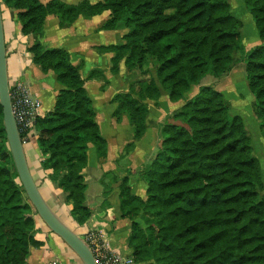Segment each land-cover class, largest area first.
Returning <instances> with one entry per match:
<instances>
[{"label": "trees", "instance_id": "1", "mask_svg": "<svg viewBox=\"0 0 264 264\" xmlns=\"http://www.w3.org/2000/svg\"><path fill=\"white\" fill-rule=\"evenodd\" d=\"M16 10L23 34L43 31L47 15L59 25L81 13L109 10L100 26L122 23L129 32L121 44L98 47L111 51L110 71L140 70L151 56L156 77L135 80L127 93L117 94L112 116L127 115L133 138L145 132L148 108L160 88L170 101L183 99L171 118L180 123L161 125V141L153 158L137 171L145 182V198L131 193L127 176L119 183L121 217L130 221L128 244L132 259L143 264H264V195L258 159L238 115H231L220 91L201 85L206 75L221 77L242 56L252 108L264 136V0H244L260 42L244 48L242 21L230 12L228 0H98L68 5L60 0H0ZM85 14V15H86ZM32 60L43 72L52 71L62 86L52 108L35 119L40 165L65 192L70 216L83 224L91 215L85 204L88 145L106 157L107 142L95 119L79 65L61 47L29 46ZM96 72V71H92ZM91 72V73H92ZM136 83V84H135ZM136 85L134 88L133 85ZM192 86L198 91L185 99ZM120 102V105L118 104ZM122 104V106H121ZM132 142L127 146H131ZM33 206L18 179L8 148L0 105V264H25L33 236ZM37 214V213H36ZM143 221V225L136 220Z\"/></svg>", "mask_w": 264, "mask_h": 264}, {"label": "crops", "instance_id": "2", "mask_svg": "<svg viewBox=\"0 0 264 264\" xmlns=\"http://www.w3.org/2000/svg\"><path fill=\"white\" fill-rule=\"evenodd\" d=\"M39 1L46 3L50 0ZM60 1L65 3L81 1L95 3L98 0ZM4 7V9L1 7V12L9 85L17 80L29 84L39 100V116H43L52 108L56 93L62 86L57 82L52 71L43 72L40 66L33 62L32 54L27 48L32 44L41 43L45 47H61L66 49L69 61L74 65H79V72L84 79V86L93 102L95 119L99 125L101 135L107 142L106 160L101 164L102 166L95 158L93 146L91 144L88 146L87 165L83 169L82 174L86 183L85 204L91 210V215L87 221L79 225L70 216L66 205L58 202L59 200L57 201L55 196L52 195L54 189L51 186L54 187L53 185L55 184L51 183L50 180H47V183L42 186L38 183L39 178L47 176L50 170L41 168V155L37 146L38 134L36 130L32 132L30 140L23 144V146L30 172L41 195L53 212L81 237H84V234L92 228L103 229L110 249L132 258V247L128 244L130 221L127 218L121 217L120 212V180L111 181L109 178L128 169V173L132 174H130L131 177L129 176L131 193L145 198L146 184L141 179L135 178L133 174H135V169L144 166L153 158L160 144L161 135L158 131L156 133L153 131L155 128L154 123L150 122L151 115L156 116L157 121H155V126L158 125L160 128L161 125L157 124V122H160L162 113L163 118H165L180 107L184 100L181 99L175 102L166 100L165 94L162 92L156 103L153 101L154 105L148 106L149 111L145 120V132L139 139L133 138V131L127 117H123L118 121L112 116L114 105L110 115L107 113V125L104 126L101 121H98L100 107H95V99L97 97H94L87 87L88 83L94 80V77H90L89 75L92 71L101 69L104 75L107 76V71L110 72L111 53H102L98 47L111 43L121 44L126 29L122 28L120 23L116 28L111 30L99 29V26L109 18V11L103 10L90 16L79 15L72 23L65 26L59 25V17L57 15L49 14L44 20L42 33L23 34L21 32V24L16 17L17 11L7 6ZM234 67L226 75L218 79L215 87L210 83L204 84L202 80L201 85L212 86L223 94L225 100L230 105L234 103L238 106L239 103L240 105L244 103L240 100L241 94L238 93L237 95L236 80L238 77H236ZM121 68L123 69L124 67L121 65ZM134 72V70L128 71L129 74ZM244 77L242 70V78ZM197 91L198 86H192L186 93L185 99L190 98ZM230 95H233L234 98L232 97L229 100ZM250 97L252 98V96ZM161 102L163 103L161 104ZM107 103L109 102L107 101ZM246 104L247 101L245 100ZM105 128L107 130L106 133L103 132ZM128 142H132L133 146L127 152L122 153L123 147ZM113 145L117 146L114 153L112 151ZM103 173H107L106 180L101 179ZM52 196L55 200L51 199ZM33 236L39 241V244L30 246L25 264H51L52 261H56L59 264H82L68 245L58 235L53 233L44 222L35 220ZM131 264L143 263L133 261Z\"/></svg>", "mask_w": 264, "mask_h": 264}, {"label": "rangeland", "instance_id": "3", "mask_svg": "<svg viewBox=\"0 0 264 264\" xmlns=\"http://www.w3.org/2000/svg\"><path fill=\"white\" fill-rule=\"evenodd\" d=\"M81 2H76V3H65V2H63V3L68 4V5H78ZM228 2H229V5H230L231 14L234 17H236V18H238V19H240L242 21L241 35H242L244 48L245 49L251 48L254 45L258 44L260 42V40L258 38L257 30H256V27H255L254 21L252 20V17H251V15L249 13V10H248L246 4L244 3V0H228ZM90 4H93V3H90ZM2 7H3V9L5 8L4 5H2ZM104 11H109V10H104ZM85 14L81 13L80 15H85ZM109 15H110V12H109ZM86 16H90V15L86 14ZM120 24L122 25V28L126 29L124 35L127 34L129 32V29L126 28L122 23H120ZM100 26H99V29H102ZM104 30H111V29H104ZM111 44H113V43H111ZM109 45L110 44L100 45L99 47H101V46L105 47V46H109ZM99 51H100V49H99ZM100 52H102V53H111V56H110V67H111V57L113 56V52L105 51V50L104 51H100ZM234 57L236 59V63L234 65L235 66L234 67L235 68V74H236V77H238V79L236 80L237 81V95H238V93L241 94L242 97H241L240 100H242V103H244V104L240 105V103H239L238 106H237L234 103H231V105L229 104V102H227V103H228L230 114L231 115L240 116L242 121H243L244 128H245V130L247 132V135L249 136V139H250V142H251L252 153L259 161V165H260V169H261V176H262V181H263V188H262L261 194L264 195V136L260 132L259 121H258V119L255 117V115L253 113V108H252L253 96L251 95V93L249 92V90L247 88V82L245 80V77L242 78V70H243V73H244V64H243V62H241L242 56L239 53H237V54H234ZM121 65H122V67H124L123 69L121 68ZM157 66L158 65H157V62L155 61V59L152 58L151 56H147L144 59V61L142 62L141 69L140 70L135 69L134 70L135 72L132 73V74L131 73L129 74L128 71H126V68L124 66L123 61L119 62V66H118L119 69H118L117 73H113L111 71L110 72L107 71V76H106V75H104V73H103V71L101 69H99L96 72L90 73L89 76L90 77H94V80H93V82H89L87 87L90 90L91 94H93L94 97L95 96L97 97L95 99V102H96L95 107L96 108L100 107V110H99L100 112L98 114V119H99L98 121H101L104 126L107 125V123H106L107 113H109L108 115H110L113 105H114V108H113V110H114L115 107L117 106V102L119 101V100L118 101L116 100V101L113 102L112 101V97L114 95H117V94L121 95L123 93L124 94L127 93L128 92V88L130 87L129 86L130 83H132V82H134L135 80H138V79L146 81V82H148L151 79H153L157 83L158 82L157 77H156V68H157ZM120 68H121V70H120ZM119 71H121V72H119ZM54 76H55V74H54ZM219 78L220 77H214V76L208 74L202 79V82L204 84L205 83H208V84L210 83L212 86L215 87L216 86L215 83L218 81ZM25 84L33 92L31 86H29V84H27V83H25ZM135 84L133 85L134 88L136 87ZM162 92L165 94L164 95L165 99L169 100L167 92L165 90H163L162 88H160V94ZM233 95H230L228 99L230 100L232 97L234 98ZM249 95L252 96V98ZM35 96L37 97L36 94H35ZM37 99H38V97H37ZM245 100L247 101L246 105H245ZM107 101L109 103H107ZM156 101H154V102L156 103ZM143 102L146 103L147 108H148V106H153L154 105L153 104L154 103L153 100L146 99ZM162 103L163 102H161V104ZM118 104L120 105V102ZM121 106H122V104H121ZM178 108L175 109L172 113H174L176 110H178ZM172 113L167 115L165 118H163V113H162V115L160 117L161 120H160V122H157V124L162 125L165 122L180 123L178 120H174V119L171 118ZM123 117H127V115H125L123 113L121 115L120 120ZM155 118H156V116L152 114L151 118H150V122L154 123V128L155 129H153V131L155 133L157 131H158V133H160L161 126H160V128H159L158 125L155 126V121H157V118L156 119ZM120 120H118V121H120ZM103 132H105V133L107 132L106 128L103 129ZM128 143H130V142H128ZM127 144L125 145V147H123L122 153L127 152L133 146V144L131 146H127ZM91 145L93 146V144H91ZM113 146L114 147L112 148L113 149L112 151L114 153L115 150L117 149V146L116 145H113ZM93 148H94V146H93ZM94 151H95V158L97 159L98 163L100 165L103 164L105 162V160H106V157L101 160L99 157H97L95 148H94ZM106 155H107V152H106ZM137 171H138V169H135V174H133V176L138 179ZM130 174L131 173H128V169H126L125 171H122V173H118L116 175L111 176L112 178H109V180L118 181V180H121L122 178L127 176V184L129 185V183H130L129 176L131 177V175H132V174L131 175ZM106 176H107V173H103L101 179L102 178L105 179ZM47 180H50L48 178V175L39 178L38 183L40 184V186H42L43 184L47 183ZM50 182L53 183L51 180H50ZM54 184L55 185L52 184L54 187L51 186V188L54 189L53 190L54 192H53L52 195L55 196L57 201L59 200L58 202L64 203V205H66V209H67V211H69V214H70L71 205L68 202L67 203L69 205L66 203L67 200H66L65 192H63L62 189H60L57 186L56 183H54ZM53 196L51 197V199L55 200ZM32 211H33L34 219L36 221L37 220L42 221L39 218V216L36 214V211H35L34 207L32 208ZM57 214H59V213H57ZM139 218L140 217H137L136 220L139 221V223L144 226L143 221L140 220Z\"/></svg>", "mask_w": 264, "mask_h": 264}, {"label": "water", "instance_id": "4", "mask_svg": "<svg viewBox=\"0 0 264 264\" xmlns=\"http://www.w3.org/2000/svg\"><path fill=\"white\" fill-rule=\"evenodd\" d=\"M0 105L3 114V126L18 179L26 197L34 207L39 218L77 255L82 264H96L94 255L83 238L63 222L49 207L32 177L24 146L12 113L7 75L6 48L0 3Z\"/></svg>", "mask_w": 264, "mask_h": 264}, {"label": "built area", "instance_id": "5", "mask_svg": "<svg viewBox=\"0 0 264 264\" xmlns=\"http://www.w3.org/2000/svg\"><path fill=\"white\" fill-rule=\"evenodd\" d=\"M9 95L21 141L25 144L35 131V119L39 116V100L29 87L19 80L9 85ZM82 238L91 249L96 264H131L133 262L131 257L110 249L103 229L92 228ZM51 264L59 263L52 261Z\"/></svg>", "mask_w": 264, "mask_h": 264}, {"label": "bare ground", "instance_id": "6", "mask_svg": "<svg viewBox=\"0 0 264 264\" xmlns=\"http://www.w3.org/2000/svg\"><path fill=\"white\" fill-rule=\"evenodd\" d=\"M55 211V210H54ZM56 212V211H55ZM57 213V212H56Z\"/></svg>", "mask_w": 264, "mask_h": 264}]
</instances>
